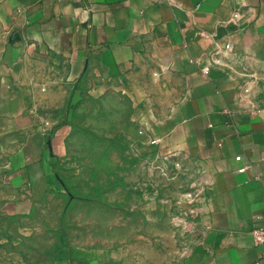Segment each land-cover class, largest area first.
Here are the masks:
<instances>
[{"label":"crops","instance_id":"1","mask_svg":"<svg viewBox=\"0 0 264 264\" xmlns=\"http://www.w3.org/2000/svg\"><path fill=\"white\" fill-rule=\"evenodd\" d=\"M121 82L193 187L179 264H264V0H0V186H49L74 90Z\"/></svg>","mask_w":264,"mask_h":264},{"label":"rangeland","instance_id":"2","mask_svg":"<svg viewBox=\"0 0 264 264\" xmlns=\"http://www.w3.org/2000/svg\"><path fill=\"white\" fill-rule=\"evenodd\" d=\"M130 87L74 90L55 179L28 196L0 186V264L180 263L198 228L193 187L162 169L145 92Z\"/></svg>","mask_w":264,"mask_h":264},{"label":"built area","instance_id":"3","mask_svg":"<svg viewBox=\"0 0 264 264\" xmlns=\"http://www.w3.org/2000/svg\"><path fill=\"white\" fill-rule=\"evenodd\" d=\"M231 45H227L226 49L230 50ZM205 71H208V68H205ZM238 161H240L241 157L236 158ZM252 238L254 241V244L257 246H264V228H256L252 231Z\"/></svg>","mask_w":264,"mask_h":264}]
</instances>
